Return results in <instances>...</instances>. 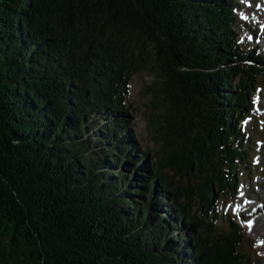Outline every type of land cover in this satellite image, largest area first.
Here are the masks:
<instances>
[{
  "label": "trees",
  "instance_id": "16d2710c",
  "mask_svg": "<svg viewBox=\"0 0 264 264\" xmlns=\"http://www.w3.org/2000/svg\"><path fill=\"white\" fill-rule=\"evenodd\" d=\"M237 2L0 0V264H262L213 208L264 73ZM150 66L151 162L125 111Z\"/></svg>",
  "mask_w": 264,
  "mask_h": 264
},
{
  "label": "rangeland",
  "instance_id": "374dc122",
  "mask_svg": "<svg viewBox=\"0 0 264 264\" xmlns=\"http://www.w3.org/2000/svg\"><path fill=\"white\" fill-rule=\"evenodd\" d=\"M237 3L236 31L239 44L246 51H254L255 56L264 54V0H238ZM155 77L151 66L134 72L129 78L125 106V111L128 110L129 114V125L136 133L141 150L149 151L150 162L155 161L158 147L149 127L150 112L157 102L151 90ZM249 93L254 109L242 121L237 120L247 140V154L234 166L237 172L234 187L228 191L218 190V198L214 201L213 208L217 217H220V226L226 227L227 222L223 220L230 219L242 223L246 231V241L240 247L241 253L251 257L248 263L256 259L264 264V220L254 222L250 215H255L257 209L264 210V73L257 84L250 88ZM166 172L169 177L181 178L173 170L168 169ZM226 176L225 182L232 187L231 177ZM192 211L196 212L195 206Z\"/></svg>",
  "mask_w": 264,
  "mask_h": 264
},
{
  "label": "bare ground",
  "instance_id": "6f19581e",
  "mask_svg": "<svg viewBox=\"0 0 264 264\" xmlns=\"http://www.w3.org/2000/svg\"><path fill=\"white\" fill-rule=\"evenodd\" d=\"M256 199H258V198H256ZM261 199V198H260ZM251 202V201H250ZM256 202H258L257 200H256ZM252 204L254 203V202H251ZM246 206V208H247V204L245 205ZM264 206V205H263ZM254 214L255 215H253V213H251L250 215H252V217L254 218L253 220H254V222H258L259 221V219L261 220H264V217H263V215H264V210L263 211H259L258 209L256 210V212H254Z\"/></svg>",
  "mask_w": 264,
  "mask_h": 264
}]
</instances>
